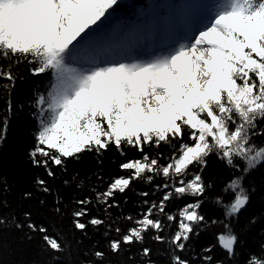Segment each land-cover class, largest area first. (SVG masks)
<instances>
[{
  "label": "snow or ice",
  "instance_id": "obj_1",
  "mask_svg": "<svg viewBox=\"0 0 264 264\" xmlns=\"http://www.w3.org/2000/svg\"><path fill=\"white\" fill-rule=\"evenodd\" d=\"M115 2L0 0V55L30 57L34 74L50 72L52 76L47 96L37 100L38 106L46 108L40 107L44 118L31 155L36 157L38 153L45 159H33L34 165L49 169V161L62 165L65 158L82 151L99 153L109 146L122 150L125 144L133 147L142 159L119 165L121 170L131 171L113 179L107 191L97 193L96 199L104 203L117 191L123 193L138 178L149 182L153 175L180 178L179 186L164 185L172 191L164 192L159 204L153 202L140 219L127 217L134 227L126 233L116 228L119 239L109 243L113 253L124 245L142 241L149 230L159 233L163 225L154 215L164 214L165 204L171 198L186 194L200 197L211 187L200 173L187 180L182 177L188 175L189 165H205V158L213 150L232 167L236 166V157L244 160L248 168L264 160V147L256 149L250 143V134H256L253 130L257 117H264V0H223L208 23L187 43L150 59H97L89 67H73L69 63L75 48L73 42L79 43L78 37L83 40ZM0 77L14 79L5 71H0ZM185 136L191 144L183 142ZM173 140L180 142L179 150L167 165L145 153V145L171 144ZM47 174L54 175L50 169ZM35 183L43 192L50 191L45 180L37 178ZM223 191L230 200L224 203L218 197L217 203L223 206L225 217L239 214L249 202L238 179ZM31 195L25 192L24 198ZM75 203L78 208L72 212V224L76 230L86 231L88 225L103 223L95 216L83 222L90 215V199H78ZM200 203L198 199L186 204L178 213V230L171 240L177 250L184 249L182 241L189 239L192 225L204 220L198 212ZM56 212H60L59 207ZM24 216L27 223H16L17 229L27 227L31 232H39L51 250H61L58 239L49 235L46 226H38L30 212ZM167 219L174 221L175 217L167 215ZM2 223L4 220L0 219ZM224 228L226 231L217 240L233 256L237 236L228 224ZM154 239L163 238L157 234ZM150 254L151 250L145 247L142 255ZM94 255L102 264L105 253L97 250ZM212 259L210 255L204 256L206 264ZM172 264L188 262L173 255ZM245 264H264V250L260 255H250Z\"/></svg>",
  "mask_w": 264,
  "mask_h": 264
},
{
  "label": "trees",
  "instance_id": "obj_2",
  "mask_svg": "<svg viewBox=\"0 0 264 264\" xmlns=\"http://www.w3.org/2000/svg\"><path fill=\"white\" fill-rule=\"evenodd\" d=\"M176 1V0H174ZM133 5H144L145 0H132ZM30 57H9L0 55V71L10 72L14 77L8 80L0 77V264H101L94 253L97 250L105 253L102 264H172L173 255H179L188 264H206L204 256H212L207 264H245L252 255H260L264 250V160L248 168L244 160L236 157L235 167L229 166L213 150L205 158L206 164L189 165L188 175L191 179L200 173L207 187L200 197L184 195L173 197L165 204V213H155L154 218L162 222V230L157 233L152 229L143 234V240L122 246L119 252L113 253L109 248L112 239H119L115 231L122 233L135 225L127 219H140L153 202L159 204L165 189L164 185L179 186L178 177L166 178L153 175L149 182L135 179L123 193L116 192L107 203L96 199L97 193L107 191L108 184L119 176H127L131 170H121L119 165L130 159H142V154L125 144L122 150L109 146L106 150L82 151L65 158L62 165L49 161L53 176H48L49 169L33 164V159L44 160L38 153L31 154L37 147L39 122L37 120V100L46 94L51 84L49 73L34 74ZM256 134H250V143L256 148L264 147V117H257ZM187 131V130H186ZM184 143L191 141L184 137ZM179 141L159 146L145 145V153L156 158L161 165L171 162L174 153L178 154ZM123 151L124 155H121ZM248 168L245 172L244 169ZM37 178L46 181L49 192L42 191L35 181ZM238 179L249 196L248 204L239 214L225 217L224 208L217 203V198L228 203L230 197L224 188L232 180ZM31 192L25 199L24 193ZM147 193V196L141 195ZM91 200L90 215L101 219L98 226L88 225L86 231L76 230L72 224V212L78 208V199ZM200 200L198 212L204 220L192 225L189 239L182 241L183 250H177L171 243L178 230L180 209L186 204ZM147 200V204L145 201ZM44 201L43 204L40 202ZM60 212H56V208ZM30 212L31 219L37 225L47 227L49 235L55 236L61 244L60 251L51 250L39 232H31L27 227L17 229L16 223H27L24 213ZM167 215H173L174 221H168ZM215 221V223H213ZM228 224L232 233L237 236L234 245L235 254L229 256L223 251L217 237L224 233V224ZM159 234L163 239L156 241ZM148 247L151 254L142 255ZM205 249H211L206 252Z\"/></svg>",
  "mask_w": 264,
  "mask_h": 264
},
{
  "label": "rangeland",
  "instance_id": "obj_3",
  "mask_svg": "<svg viewBox=\"0 0 264 264\" xmlns=\"http://www.w3.org/2000/svg\"><path fill=\"white\" fill-rule=\"evenodd\" d=\"M222 3L223 0H147L146 5L141 7L133 5L131 0H116L105 17H102L97 25H93L92 31L88 33L89 37L95 34V39L94 37L88 39L87 35L83 40L78 37L79 43L73 42L77 45V49L73 50L70 55L69 63L73 67H89L90 53L93 55L96 53L93 60H146L163 54L181 43H187L191 36L208 23L209 17L218 10ZM113 27L116 30H113ZM102 33L108 36L106 44H115L116 49L111 47L107 53L100 49L102 44L99 42V36ZM127 35L129 37L124 39ZM131 38L134 40L133 44L141 46L133 48L129 45H121L123 42L131 44ZM95 46L98 52L93 50ZM121 46L119 53L117 50ZM83 49L86 52H82ZM123 49L127 54L125 57ZM100 50L103 53L100 54ZM49 74L51 76L50 72ZM48 91L43 96H47ZM40 107L46 108V105L38 106L37 104L39 130L41 119L44 118L40 115Z\"/></svg>",
  "mask_w": 264,
  "mask_h": 264
},
{
  "label": "bare ground",
  "instance_id": "obj_4",
  "mask_svg": "<svg viewBox=\"0 0 264 264\" xmlns=\"http://www.w3.org/2000/svg\"><path fill=\"white\" fill-rule=\"evenodd\" d=\"M131 15L133 16V14L131 13ZM113 30H116V28H114L113 27ZM94 36H96L95 34H93V35H91L90 37H89V35H88V39H92ZM101 39H104V40H106L107 38H108V36L105 34V33H102V34H100V36H99ZM138 46V45H137ZM75 49H77V45H75V48H73V50H75Z\"/></svg>",
  "mask_w": 264,
  "mask_h": 264
},
{
  "label": "water",
  "instance_id": "obj_5",
  "mask_svg": "<svg viewBox=\"0 0 264 264\" xmlns=\"http://www.w3.org/2000/svg\"><path fill=\"white\" fill-rule=\"evenodd\" d=\"M220 246V245H219ZM220 248L223 250V251H225L226 252V250H224L221 246H220Z\"/></svg>",
  "mask_w": 264,
  "mask_h": 264
}]
</instances>
